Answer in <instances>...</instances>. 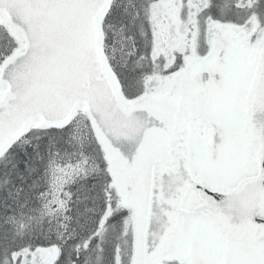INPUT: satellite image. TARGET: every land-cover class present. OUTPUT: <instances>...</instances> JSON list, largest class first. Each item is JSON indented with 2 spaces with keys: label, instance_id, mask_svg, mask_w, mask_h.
I'll use <instances>...</instances> for the list:
<instances>
[{
  "label": "snow or ice",
  "instance_id": "6c2138e0",
  "mask_svg": "<svg viewBox=\"0 0 264 264\" xmlns=\"http://www.w3.org/2000/svg\"><path fill=\"white\" fill-rule=\"evenodd\" d=\"M0 264H264V0H0Z\"/></svg>",
  "mask_w": 264,
  "mask_h": 264
},
{
  "label": "rangeland",
  "instance_id": "374dc122",
  "mask_svg": "<svg viewBox=\"0 0 264 264\" xmlns=\"http://www.w3.org/2000/svg\"><path fill=\"white\" fill-rule=\"evenodd\" d=\"M50 257H51V254H46L45 259L48 260L50 259Z\"/></svg>",
  "mask_w": 264,
  "mask_h": 264
}]
</instances>
